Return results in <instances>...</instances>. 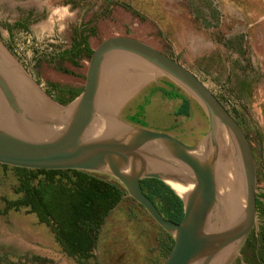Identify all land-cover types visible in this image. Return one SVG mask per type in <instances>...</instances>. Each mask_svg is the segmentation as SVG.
<instances>
[{"label": "rangeland", "instance_id": "rangeland-1", "mask_svg": "<svg viewBox=\"0 0 264 264\" xmlns=\"http://www.w3.org/2000/svg\"><path fill=\"white\" fill-rule=\"evenodd\" d=\"M81 34L86 45L74 40ZM114 36L139 39L176 60L237 122L257 173L260 215L256 210L251 232L257 245L264 227V0H0V45L56 102L82 93L93 51ZM73 46L75 53L69 56ZM116 73L115 91L121 96L135 92L125 105L155 107L175 116L186 98L182 92L179 98L159 92H172L165 78L134 82L128 72ZM191 112L190 118H177L206 134L203 112L195 103ZM17 184L16 174L0 167V264H77L28 208L5 210L4 201L20 198L14 194ZM166 245L165 233L125 196L105 220L84 264H164ZM236 263L246 264L245 257L240 254Z\"/></svg>", "mask_w": 264, "mask_h": 264}, {"label": "water", "instance_id": "water-1", "mask_svg": "<svg viewBox=\"0 0 264 264\" xmlns=\"http://www.w3.org/2000/svg\"><path fill=\"white\" fill-rule=\"evenodd\" d=\"M118 71L165 78L203 112L207 133L162 109L125 105L135 92L115 91ZM221 135L238 185L229 222ZM0 166L113 179L172 239L164 264H234L256 219V167L237 122L176 60L129 36L98 45L82 93L67 105L42 92L0 45ZM144 180H157L177 197L179 224L164 220L145 197Z\"/></svg>", "mask_w": 264, "mask_h": 264}, {"label": "trees", "instance_id": "trees-1", "mask_svg": "<svg viewBox=\"0 0 264 264\" xmlns=\"http://www.w3.org/2000/svg\"><path fill=\"white\" fill-rule=\"evenodd\" d=\"M128 10L133 16H138L136 12ZM159 92L169 98L181 96V91L174 86L172 92L163 90ZM79 95L80 93H72L67 100L58 103L67 105ZM175 116L190 118L189 100L181 98V106L175 112ZM0 167L10 169L16 174L18 184L14 194L20 196L15 201H4L5 210L19 212L21 208H28L40 224L50 228L61 251L68 258L75 259L77 264H84L90 257L105 220L126 196L125 190L118 183L106 182L94 174ZM34 182L37 184L34 185ZM140 188L164 220L179 224L182 212L175 195L157 180L141 181ZM256 210L260 215L258 203ZM262 214L261 217L264 219V213ZM165 235L168 239V245L165 246L168 257L173 241L166 233ZM252 241L253 234L249 236L241 252L245 257V263L264 264V227L257 234V245ZM256 247L257 251L254 252ZM248 253H252L251 258H248Z\"/></svg>", "mask_w": 264, "mask_h": 264}, {"label": "bare ground", "instance_id": "bare-ground-1", "mask_svg": "<svg viewBox=\"0 0 264 264\" xmlns=\"http://www.w3.org/2000/svg\"><path fill=\"white\" fill-rule=\"evenodd\" d=\"M129 76H133L132 80L134 82H143L144 80L150 78V75L148 74H129ZM219 150L221 165L228 185L226 216L227 221L229 222L235 216V212L238 208V185L236 183L235 173L228 155L227 143L223 135L219 137Z\"/></svg>", "mask_w": 264, "mask_h": 264}, {"label": "flooded vegetation", "instance_id": "flooded-vegetation-1", "mask_svg": "<svg viewBox=\"0 0 264 264\" xmlns=\"http://www.w3.org/2000/svg\"><path fill=\"white\" fill-rule=\"evenodd\" d=\"M76 38H77V40L79 39L78 42H80V41L83 40V44L86 45V39H85V36H84L83 34H81V35H79V36H77V37H74V40H75ZM75 41H76V40H75ZM74 47H75V46H73V47L71 48V50L67 53L69 56L75 53V48H74ZM71 94H72V93H71Z\"/></svg>", "mask_w": 264, "mask_h": 264}, {"label": "crops", "instance_id": "crops-1", "mask_svg": "<svg viewBox=\"0 0 264 264\" xmlns=\"http://www.w3.org/2000/svg\"><path fill=\"white\" fill-rule=\"evenodd\" d=\"M192 112H191V103H190V116H191Z\"/></svg>", "mask_w": 264, "mask_h": 264}]
</instances>
